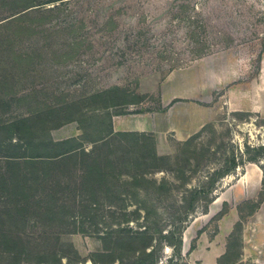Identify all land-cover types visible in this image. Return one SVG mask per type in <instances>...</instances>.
<instances>
[{"label":"rangeland","instance_id":"1","mask_svg":"<svg viewBox=\"0 0 264 264\" xmlns=\"http://www.w3.org/2000/svg\"><path fill=\"white\" fill-rule=\"evenodd\" d=\"M63 1L45 19L54 33L18 40L34 63L0 70L16 89L0 105V264H39L52 251L62 264H91L113 246L101 235L169 228L184 189L231 154L238 166L216 183L209 212L201 202L183 224L182 254L188 264H252L238 260L250 208L264 199V159L249 162L245 146L264 144V0ZM114 114L118 127L146 115L147 131L92 143ZM176 118L196 128L163 132ZM70 138L87 154L28 157ZM213 247L224 248L217 262ZM171 255L164 244L159 264Z\"/></svg>","mask_w":264,"mask_h":264},{"label":"trees","instance_id":"2","mask_svg":"<svg viewBox=\"0 0 264 264\" xmlns=\"http://www.w3.org/2000/svg\"><path fill=\"white\" fill-rule=\"evenodd\" d=\"M63 2V0H0V70L3 67H8L10 70L22 66L30 67L34 63L31 53L20 54L19 50L16 49L18 40L22 36H31L38 31L49 32V34L54 33V27H44L45 19L58 10ZM10 73L0 74V105H10L16 98V89L13 88V83L9 81V78L12 77ZM118 103L124 104L123 101L118 102L115 100L110 101L109 106H117ZM15 122H11L9 126H13ZM112 133L114 132L111 129L109 117L106 134L99 135L96 139L92 140V143L102 142L105 140L106 135ZM115 133L126 135L133 132L118 131ZM48 144L52 146V149L56 150L54 154L28 157L30 159L43 158V160H55L67 157L75 158L80 153L87 154L82 142L77 138H70L61 142L49 141ZM245 146L248 150L253 151V154L247 158L249 162L257 163L259 157L264 159V144L251 148L248 145ZM237 164L236 156L231 154L223 166L210 173L203 185L185 188L184 192H186V195L182 196L183 203L180 205L183 210L180 215L177 213L180 206L175 208L176 213L174 212L172 215L173 220L169 228L163 229L158 225L154 227L144 225L142 230L118 228L101 235L104 241L107 239L112 241L113 246L111 249L105 247L102 250L91 253L88 257L91 264H159L160 253L164 244L169 246L172 251V255L166 258L165 264H188L183 259L182 254L183 224L195 212L197 205L201 202L203 203L202 209L204 213H208L209 206L217 197L214 193L216 183L234 171L238 166ZM262 199L258 203L253 204L249 215L258 208ZM140 205L142 206L137 207L133 212L139 211L140 207L143 209V204L140 203ZM148 216L149 212L145 210L143 218H148ZM40 255L37 261L39 264H62L61 258L65 257L60 256L54 251L42 252ZM66 259L68 258L66 257ZM67 263H69L68 260Z\"/></svg>","mask_w":264,"mask_h":264},{"label":"crops","instance_id":"3","mask_svg":"<svg viewBox=\"0 0 264 264\" xmlns=\"http://www.w3.org/2000/svg\"><path fill=\"white\" fill-rule=\"evenodd\" d=\"M189 105V104H188ZM178 107V105L176 106L175 104L171 107V109ZM172 111V110H170ZM169 111V112H170ZM175 111V109L173 110V112ZM172 112V114H173ZM144 117L147 118V116L144 114H140L138 116L135 117V120L130 119L131 124L130 125H125L123 127H118V122L121 119L120 114H114L111 116L110 118V124H111V129L113 132L116 131H135V132H144L147 131V127L145 126L144 123ZM163 117V116H162ZM179 118V117H178ZM176 118L174 121L171 120V124L168 126H165L164 129H162V131L164 132V130H171L174 132V135L176 136V138L180 139L181 137V132L180 130H182V125L186 126L187 123L184 122L183 124L178 122ZM190 119V117H188ZM164 119V118H163ZM158 118H154L152 127H154L157 124ZM178 122V123H177ZM182 122V121H181ZM164 124V123H163ZM165 125V124H164ZM146 127V128H145ZM186 127V133H184L185 136H187L188 134L193 132V128L196 127H190L189 125H187ZM152 131H157V128H152ZM183 132V131H182ZM184 136V137H185ZM218 197H216L217 199ZM215 199V200H216ZM210 209V206H209ZM208 209V212H209ZM232 214V213H231ZM251 227L252 233H247V230ZM254 230V233H253ZM243 234L241 236V249H240V258L238 261H245V260H249L252 264H264V199L260 202L258 208L250 215H248L245 223H244V230H243ZM253 240V241H252ZM252 243V245L249 244ZM216 248H211V252L216 253L215 252ZM224 254V248H222L221 251L216 253L215 258L216 262L218 261V259ZM218 264V263H217Z\"/></svg>","mask_w":264,"mask_h":264}]
</instances>
